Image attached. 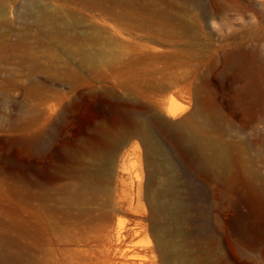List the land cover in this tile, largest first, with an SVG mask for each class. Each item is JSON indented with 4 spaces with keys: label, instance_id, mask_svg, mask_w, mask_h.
<instances>
[{
    "label": "rangeland",
    "instance_id": "1",
    "mask_svg": "<svg viewBox=\"0 0 264 264\" xmlns=\"http://www.w3.org/2000/svg\"><path fill=\"white\" fill-rule=\"evenodd\" d=\"M25 1L0 0V252L6 222L18 215L23 166L58 168L65 186L85 183L95 190H86L89 206L115 193L144 202L151 161L141 136L112 141L141 119L176 165L179 194L195 220L185 227L198 226L205 247L212 227L229 264H264V252L248 250L230 225H219L241 214L212 187L234 197L247 184L212 176L159 124L186 118L213 149L234 143L233 152L254 157L263 184L254 193L264 203V0H33L57 11L60 26L76 38L68 46L103 52L104 59L86 65L22 17ZM73 20L78 26L68 28ZM82 31L100 41L78 39ZM41 92L51 119L40 156L35 112ZM88 161L107 176L95 168L71 171ZM124 210L118 219L126 226L142 220L141 206ZM244 223L251 238L263 237L264 218ZM149 237L143 232L139 240Z\"/></svg>",
    "mask_w": 264,
    "mask_h": 264
},
{
    "label": "bare ground",
    "instance_id": "2",
    "mask_svg": "<svg viewBox=\"0 0 264 264\" xmlns=\"http://www.w3.org/2000/svg\"><path fill=\"white\" fill-rule=\"evenodd\" d=\"M24 5L22 17L31 19L65 54L79 56L83 65L104 59L103 52L91 53L79 44L68 46L76 38L65 33V26H60L57 11H50L33 0H26ZM66 26L75 27L78 22L73 20ZM78 33V39L91 41L94 46L100 41V37L91 32ZM44 95L39 93L35 112L36 146L40 156L46 146L44 129L51 119V115L45 117V107L50 109L51 103L43 101ZM159 124L172 133L179 147L194 156L212 176L247 184L237 190L234 197L227 189L220 190L218 185L212 187L241 214L238 218L220 220L219 225H223V230L230 225L241 240L247 241L248 250L264 252V234L251 238L244 223L245 219L264 218V203L254 193L263 186L262 172L254 167V157L246 156L241 150L233 152L234 143L213 149L212 143L196 133L186 118L176 122L160 119ZM121 131L112 141L117 143L124 135L139 134L150 157L144 202L115 193L111 196L103 194L97 206H89L86 190H95L85 183L77 187L65 186L62 185L64 174L58 168L35 165L29 170L23 166L19 169V211L17 218L7 220L3 230L0 264H229L226 254L221 251L220 238L212 227L206 230L207 247L202 246L203 237L198 226L197 231L185 227L187 221L195 222L189 214L192 205L189 206L179 194L176 165L168 149L153 136L149 125L141 119H133L129 127ZM106 137L101 136V139ZM88 168H95L103 179L107 176L105 169L89 161L71 171L82 174ZM139 206L143 209L142 220L134 219L132 225L126 226L118 219L124 209ZM143 232L150 234L145 241L139 240ZM223 239H227V233Z\"/></svg>",
    "mask_w": 264,
    "mask_h": 264
}]
</instances>
